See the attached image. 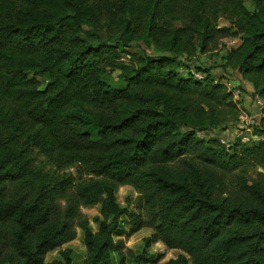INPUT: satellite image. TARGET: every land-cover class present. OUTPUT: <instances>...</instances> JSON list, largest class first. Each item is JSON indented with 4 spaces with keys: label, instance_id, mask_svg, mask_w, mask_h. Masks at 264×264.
I'll use <instances>...</instances> for the list:
<instances>
[{
    "label": "trees",
    "instance_id": "trees-1",
    "mask_svg": "<svg viewBox=\"0 0 264 264\" xmlns=\"http://www.w3.org/2000/svg\"><path fill=\"white\" fill-rule=\"evenodd\" d=\"M235 36L222 67L264 99V0H0V264H74L46 258L78 230L83 264H123L124 220L152 230L135 264L158 243L165 264H264V141L202 136L240 111L185 65ZM134 42L155 55L127 59Z\"/></svg>",
    "mask_w": 264,
    "mask_h": 264
},
{
    "label": "rangeland",
    "instance_id": "rangeland-1",
    "mask_svg": "<svg viewBox=\"0 0 264 264\" xmlns=\"http://www.w3.org/2000/svg\"><path fill=\"white\" fill-rule=\"evenodd\" d=\"M246 5L248 8H251V5L249 2L246 3ZM222 23L223 25L226 24L225 22H222ZM136 52L146 54V55H151V56L155 55L154 49L152 47L151 48L146 47L145 45H143L142 42H134L128 48V53H125V56L127 59H129L130 58L129 54L136 53ZM213 54L218 55L219 57L222 56V54L218 53L217 50ZM229 72L230 71H225L224 74L229 75ZM233 77H230V78H233ZM105 79L111 86L113 87L119 86L120 81H119L118 71L109 72V74L106 76ZM219 135L222 136V134H219ZM224 136L226 137L227 134H225ZM41 161H44L43 158H41ZM70 172L75 173V169H71ZM136 197H137L136 192L133 190V188L128 187V186L121 187L117 193L118 202L120 203L122 207H127V199L134 201ZM82 212L91 221L92 229L94 231H97L98 226L96 223H94V219L95 217L99 216V206L85 207L82 209ZM129 229H130L129 223L126 220H124V222L122 223L120 233L115 237V240L117 241L124 240L125 249L123 251L124 253L127 254V256L123 264H135L134 260L131 259V257H129L128 251L133 252L135 255L141 254L144 250V239L149 237L152 234V230L148 228H144L141 231L132 235L130 238H127L126 235ZM62 249L63 250L70 249L73 251V263L74 264H83L84 260L87 257V250L83 242L82 231L78 230V235H77L76 240L63 246L59 250L49 253L46 258V261L52 262L54 260H61L60 250ZM179 254H180L179 251L169 250L163 244L158 243V244L153 245L149 249L148 259L142 264H165L167 261L177 258ZM113 264H121L120 258L118 257L117 254L114 255Z\"/></svg>",
    "mask_w": 264,
    "mask_h": 264
},
{
    "label": "built area",
    "instance_id": "built-area-1",
    "mask_svg": "<svg viewBox=\"0 0 264 264\" xmlns=\"http://www.w3.org/2000/svg\"><path fill=\"white\" fill-rule=\"evenodd\" d=\"M242 43L240 36L226 38L219 44L217 52L222 55H227L234 49H237ZM189 72L196 80H204L206 74L196 71L191 68ZM233 77L230 78L229 77ZM229 75L223 74L217 79L221 84L226 86L228 92L231 93L232 101L240 111V118L234 127L229 128L225 137V132L212 130L210 132L201 134L202 136H211L220 140L222 146L226 150H230L236 142L242 144H257L264 141V99L254 92V89H246L244 83L238 75L232 71ZM219 134H222L220 136Z\"/></svg>",
    "mask_w": 264,
    "mask_h": 264
},
{
    "label": "crops",
    "instance_id": "crops-1",
    "mask_svg": "<svg viewBox=\"0 0 264 264\" xmlns=\"http://www.w3.org/2000/svg\"><path fill=\"white\" fill-rule=\"evenodd\" d=\"M198 55L197 57L193 58L192 60H185V65L188 69L195 68V67H201L202 69H206L209 71V75L212 78H219L221 77L225 71H228L229 69L222 68V60L218 55ZM212 57V58H211ZM220 61V62H219ZM187 69V70H188ZM246 89L252 90V86L249 84H245ZM225 134H230L229 131L225 132Z\"/></svg>",
    "mask_w": 264,
    "mask_h": 264
}]
</instances>
